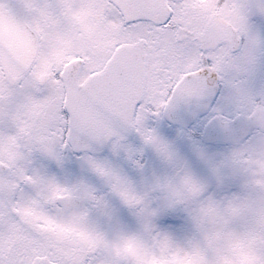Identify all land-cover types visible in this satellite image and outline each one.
Masks as SVG:
<instances>
[{
  "label": "snow or ice",
  "instance_id": "snow-or-ice-1",
  "mask_svg": "<svg viewBox=\"0 0 264 264\" xmlns=\"http://www.w3.org/2000/svg\"><path fill=\"white\" fill-rule=\"evenodd\" d=\"M8 7L33 52L0 45V264H221L187 212L244 211L225 197L264 142V0Z\"/></svg>",
  "mask_w": 264,
  "mask_h": 264
},
{
  "label": "rangeland",
  "instance_id": "rangeland-1",
  "mask_svg": "<svg viewBox=\"0 0 264 264\" xmlns=\"http://www.w3.org/2000/svg\"><path fill=\"white\" fill-rule=\"evenodd\" d=\"M246 159V166H240L233 159L232 175L237 184V191L225 199L239 200L244 211L231 218L217 222L209 217L198 220L192 218L193 232L209 247L214 258L225 264L227 254L235 250L241 264H254L259 259L261 240L259 233L264 231V142L253 150V155ZM200 206L194 210L197 214ZM207 229V230H205ZM209 232L213 239H209ZM230 264V262H228Z\"/></svg>",
  "mask_w": 264,
  "mask_h": 264
},
{
  "label": "flooded vegetation",
  "instance_id": "flooded-vegetation-1",
  "mask_svg": "<svg viewBox=\"0 0 264 264\" xmlns=\"http://www.w3.org/2000/svg\"><path fill=\"white\" fill-rule=\"evenodd\" d=\"M18 2H23L25 5H30L33 2V0H0V13L2 14V16H5V14H7L6 17L7 20L16 21V23H13L6 29V32L4 33L3 39L1 40L0 44L10 45V46L23 45L25 47H31L30 39H28L21 30L22 26L26 23V21L22 19H18L14 15L13 11L8 7L9 4H15ZM13 51L14 50H11V53H13ZM10 56L17 60L25 59L23 55H10Z\"/></svg>",
  "mask_w": 264,
  "mask_h": 264
}]
</instances>
